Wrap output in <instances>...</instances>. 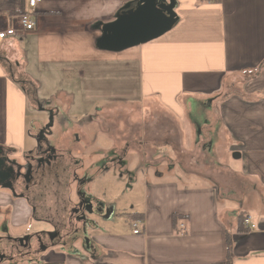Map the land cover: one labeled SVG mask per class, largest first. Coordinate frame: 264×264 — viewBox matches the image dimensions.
<instances>
[{
	"label": "crops",
	"instance_id": "0c3cea01",
	"mask_svg": "<svg viewBox=\"0 0 264 264\" xmlns=\"http://www.w3.org/2000/svg\"><path fill=\"white\" fill-rule=\"evenodd\" d=\"M156 2L173 3L174 24L122 49L99 45L102 28L143 0H39L32 10L35 27L17 28L0 40V150L9 158L21 162L35 147L36 126L45 121L33 118L28 129V109L57 110L52 99L57 84L72 86L79 102L95 108V119L104 115L100 130L113 135L108 145L120 161L126 154L123 143L135 148V138L112 132L110 114H129L132 102H154L178 127L177 138L167 137L168 151L156 159H151L153 147L146 151L154 176L144 182L141 211L129 218L131 226L142 221L141 232L133 233L132 227L94 231L87 243L80 238V247L74 240L41 248L32 241L45 231L58 232L62 221L81 225L83 214L78 220L69 216L76 203L72 189L92 180L86 164L92 153L85 145L93 137L82 124L48 135L61 155L41 187L24 190L20 182L14 194L0 186V253L7 256L0 264H226V236L231 264H264V0ZM25 8L26 0H0V28ZM74 96L69 93L70 103L77 102ZM192 125L199 128L195 139L187 132ZM174 139L187 152L198 146L207 155L212 151L214 166L233 174L237 184L186 168L176 157L164 168L163 157L175 155ZM193 140L199 144L192 150ZM226 142L233 168L216 164L215 148ZM244 214L251 215L254 229L241 222ZM19 238H31L30 248L22 251Z\"/></svg>",
	"mask_w": 264,
	"mask_h": 264
},
{
	"label": "rangeland",
	"instance_id": "374dc122",
	"mask_svg": "<svg viewBox=\"0 0 264 264\" xmlns=\"http://www.w3.org/2000/svg\"><path fill=\"white\" fill-rule=\"evenodd\" d=\"M65 79L68 78L64 77V80ZM70 79H72V76L70 77ZM75 83L77 82H72L71 85H74ZM57 87L55 92L53 93L54 95L52 94L54 96L52 97V99L54 100L53 102L58 106V109L56 111L55 109H51L47 112L29 108L27 112L29 126L28 129H32L31 119L33 118H42L44 121L48 122V124H50L49 129L53 133L52 134L50 132L51 134L49 135L52 136L55 134L54 132L59 127L61 128V130L66 131L67 129L78 128V126L82 124L85 131L89 134V138L91 139L93 137L92 141L89 144L85 145L86 150H90V154L92 153V157L87 158L86 160V164L89 165V168L91 169V172H89V174L92 176V180H90L86 184L87 187L85 186L80 189H72V199L73 202H76L74 206L76 207V214L77 216L83 214L84 217L80 222L81 225L78 224V221L77 226L75 227H73V223L70 220L60 222V224L56 226V230L58 232L55 236H53L52 234L42 235L40 236V238H35L34 240H32L33 242H38V248L51 243L68 244L70 240H74L73 244L77 247H80L81 243L79 241L83 239L84 242H87V235L92 234L94 231L107 232L113 231L115 228H131L132 226L131 222L129 221L128 214H130V212L141 211L145 193L144 182L146 181L147 177L152 179L154 176V172L151 168L153 162L149 161L151 158L150 155V158L146 155V151H150L148 147H153V150H156V155H153L151 158L156 159L159 157V155L165 153L170 149L168 144H165L166 141H169L167 137L170 134H172L173 136L175 134L177 138V123L170 113L159 108L156 109L154 107L156 103L154 102H143L141 104L138 102L129 103V105L132 106V110L129 114L128 112H115L110 114V117L112 118V121L110 123L112 124H109V128L112 132H122V134L125 136L133 134L135 138V141L133 142L136 145L135 148H129L127 146L128 141H125L123 143L121 149L122 151H125L123 153L126 154L124 159L122 158V160L120 161V157L117 158L115 152H111L112 148L108 145L114 142L113 135H111L110 131L100 130V125H102L100 124V120L104 119V115L96 114L98 118L95 119L93 116L96 112V110H94L95 108L92 107L90 109V106H88L87 104L79 102L76 92L73 93L72 86H68L65 83V85L57 84ZM58 90L60 91L58 92ZM69 93L75 95L74 100L77 101L75 104L68 101ZM60 95L62 96V98ZM158 106L159 105H157L156 107ZM53 111L55 112L53 115H51ZM49 117H51V120L49 119ZM187 117L188 114L185 121L188 120L189 117ZM61 118H67L69 120L60 121ZM111 118L109 120H111ZM117 119L120 120L119 125L117 124ZM177 121L179 122V120ZM43 123L44 122L42 121L41 123L37 124V134H40L41 130H44L46 128V125L44 127ZM183 123L184 120L182 121V124ZM188 128V134L194 135V139L197 138L199 135V128H196L195 125L189 126ZM48 133L49 131L47 132V134ZM109 135H111L112 141L111 139L107 138ZM117 135L118 134H115L116 138H118ZM36 139H38V135H36ZM137 139L139 141H137ZM29 140H31L32 142L33 139L29 138ZM143 140L150 141H146V143L144 144ZM48 141H46V143L52 145V141ZM172 143L174 145L175 155L171 154V157L170 155L169 157H163L166 160H161L160 165H164V168L168 164L169 159H174V157H176L175 160L178 162H182L186 166V168L194 169V171L197 172L208 173L214 177L213 179L221 181L224 180L226 182L237 184L238 178H235L233 174L226 170H218V167L214 166L212 151H210L211 154L207 155V153L205 154L199 146L196 147L199 142L193 140V142L188 143L190 149L193 150L196 147V149L191 152L185 151L182 146V148H180V144L178 143L177 139L172 140ZM113 144L115 145V143ZM30 147L32 146H29L28 148ZM46 147L47 146L45 145L43 146L44 154H46L47 152ZM90 154H88L87 156L89 157ZM215 154H217L215 156L216 164H219L223 167H235L234 154L230 151L227 142L223 146H216ZM41 155L43 154H40L38 157H40ZM50 155L59 156L61 155V153H58L57 150L54 149V152ZM61 158L63 159V156H61ZM36 159L38 158L36 157L29 160V164L33 165V168H36L37 166L38 162ZM55 160L57 161L60 159H58L57 157ZM55 160H52V163H54ZM21 163H23L22 159ZM124 166H126L127 170ZM174 169H176V167ZM99 170L103 171L97 174ZM177 170L178 172H182V169L179 168V166L177 167ZM133 175L135 176V179H132ZM43 181L44 180H38L37 185H35V180L32 181V183L34 182V185L39 188L41 187ZM84 195L85 198H80V196ZM82 201H91L92 205L94 203H97L99 208L103 209V212L89 213L88 211H84L78 204V202L82 203ZM71 208H69L68 210L70 211ZM69 211L67 213H69ZM52 230L53 229L49 231ZM81 237L82 239H80ZM17 248L19 249V246H17ZM23 250L26 251V247H24L22 251ZM31 252L32 251L30 250L28 254H30ZM5 262L6 260L3 263Z\"/></svg>",
	"mask_w": 264,
	"mask_h": 264
},
{
	"label": "water",
	"instance_id": "95a60500",
	"mask_svg": "<svg viewBox=\"0 0 264 264\" xmlns=\"http://www.w3.org/2000/svg\"><path fill=\"white\" fill-rule=\"evenodd\" d=\"M176 21V14L173 12V3H157L156 0H143V3L134 10L120 14L114 21L105 24L102 28V38L99 45L104 49H122L148 39L156 37L169 29ZM51 120V117H49ZM45 130H41L39 136H45ZM36 139V145L29 154L22 158L23 163L18 162L15 158H9L8 154L1 153L0 150V186L8 188L12 193L16 194L17 184H24V190H28L31 185H37L38 180H44L52 166H58L56 163V155L44 154L43 146H47L46 150L54 152L49 143ZM44 145H43V144ZM40 154V157H38ZM37 166L29 164V160L36 158ZM42 160V161H41ZM52 160H55L52 163ZM22 195V194H21ZM80 198H83L80 196ZM83 200V199H82ZM81 209L89 213H102L98 205H92L89 201L78 202ZM43 235H53V232H43ZM42 235H36L40 238ZM31 238H19V244L22 247L30 246ZM24 242V243H23ZM87 243V242H86ZM30 248V247H29ZM7 256L0 253V261Z\"/></svg>",
	"mask_w": 264,
	"mask_h": 264
},
{
	"label": "built area",
	"instance_id": "2783aa9c",
	"mask_svg": "<svg viewBox=\"0 0 264 264\" xmlns=\"http://www.w3.org/2000/svg\"><path fill=\"white\" fill-rule=\"evenodd\" d=\"M39 0H26V8L24 11L19 14L12 15L10 19V24L5 27L0 28V40H4L5 38L12 36L15 34L16 29L19 28L21 32H27L32 30L35 27V20L32 16V10L36 3ZM243 224L248 230H252L255 228V224L252 221V217L250 214L243 215ZM142 221L139 219L132 221L133 233H140L142 230Z\"/></svg>",
	"mask_w": 264,
	"mask_h": 264
},
{
	"label": "flooded vegetation",
	"instance_id": "af4514ba",
	"mask_svg": "<svg viewBox=\"0 0 264 264\" xmlns=\"http://www.w3.org/2000/svg\"><path fill=\"white\" fill-rule=\"evenodd\" d=\"M42 109H44V107H42ZM48 110L50 111L51 109H46V108H45L44 111H47V112H48ZM55 111H56V110H55ZM55 111H53V113H51V115H53ZM47 117H48V115H47ZM45 125H46V128H45L44 130H45V133H47V132L49 131L50 124H47V122L45 121V122L43 123V126L45 127ZM46 130H47V132H46ZM37 135H38V139H39L40 136H39V134H37ZM48 135H49V134H47L46 136H42V137L40 138L41 141H45V142H46V141H47V140H46V137H47ZM51 153H52V152H49V151L46 152L47 155H50ZM41 161H42V160H41ZM69 214H70L69 216H71V217L74 216L75 219H77V220H78L79 217L82 216V214L77 216V214H76V207L71 208ZM56 234H57V232L53 233V236H55ZM37 247H39V245H38ZM27 251L29 252V250H27Z\"/></svg>",
	"mask_w": 264,
	"mask_h": 264
},
{
	"label": "trees",
	"instance_id": "16d2710c",
	"mask_svg": "<svg viewBox=\"0 0 264 264\" xmlns=\"http://www.w3.org/2000/svg\"><path fill=\"white\" fill-rule=\"evenodd\" d=\"M138 213L128 214L129 218H134L137 216ZM242 223H243V217H242ZM226 264H231L232 261V245H231V239L229 236H226Z\"/></svg>",
	"mask_w": 264,
	"mask_h": 264
}]
</instances>
